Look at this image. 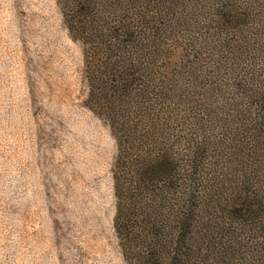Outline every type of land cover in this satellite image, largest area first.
Returning a JSON list of instances; mask_svg holds the SVG:
<instances>
[{
  "label": "trees",
  "instance_id": "obj_1",
  "mask_svg": "<svg viewBox=\"0 0 264 264\" xmlns=\"http://www.w3.org/2000/svg\"><path fill=\"white\" fill-rule=\"evenodd\" d=\"M58 6L83 46L85 105L115 139L123 253L136 264H209L200 258L219 210L238 225L222 232L238 241V264H264V0Z\"/></svg>",
  "mask_w": 264,
  "mask_h": 264
},
{
  "label": "rangeland",
  "instance_id": "obj_2",
  "mask_svg": "<svg viewBox=\"0 0 264 264\" xmlns=\"http://www.w3.org/2000/svg\"><path fill=\"white\" fill-rule=\"evenodd\" d=\"M87 95L58 0H0V264H136L113 228L115 139ZM209 216L217 239L200 259L238 264L222 239L238 225Z\"/></svg>",
  "mask_w": 264,
  "mask_h": 264
}]
</instances>
